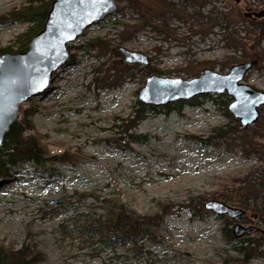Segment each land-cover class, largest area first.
I'll use <instances>...</instances> for the list:
<instances>
[{"label":"rangeland","instance_id":"1","mask_svg":"<svg viewBox=\"0 0 264 264\" xmlns=\"http://www.w3.org/2000/svg\"><path fill=\"white\" fill-rule=\"evenodd\" d=\"M27 1L0 0V16ZM114 2L116 13L67 44L68 60L48 88L20 105L32 111L50 154L68 150L74 158L42 167L19 163L0 177V243L18 248L28 241L43 264H243L237 245L223 236L239 224L255 229L245 237L257 242L244 264H264V106L244 129L226 111L225 94L192 99L179 110L181 102L155 108L134 130L142 143L126 145L114 128L132 119L151 75L191 80L205 69L225 75L254 62L242 83L264 93V17L245 16L264 11V0ZM28 27L21 20L0 25V51L18 53L16 37ZM121 49L148 64L125 63ZM219 128L225 134L216 137ZM188 199L201 202V217L178 209ZM103 200L141 218L169 203L174 215L159 226V241H144L135 253L83 231L105 214ZM208 201L244 213L236 220L215 216L204 210Z\"/></svg>","mask_w":264,"mask_h":264},{"label":"water","instance_id":"2","mask_svg":"<svg viewBox=\"0 0 264 264\" xmlns=\"http://www.w3.org/2000/svg\"><path fill=\"white\" fill-rule=\"evenodd\" d=\"M238 3L239 0H230ZM114 0H53L43 28L28 42L23 53H0V147L4 135L15 123L19 106L28 99L42 94L49 86L52 75L69 57L67 44L80 37L85 29L116 13ZM249 18H263L264 11L245 14ZM127 64L146 66L147 58L135 52L120 50ZM254 62L232 66L225 75L210 70L191 80L149 76L138 92L137 100L146 107L165 106L211 94H225L231 102L226 111L244 129L254 124L259 109L264 106V93L242 83ZM204 210L215 216L237 219L240 209L230 208L216 201L204 204ZM255 232L235 224L233 237L238 240Z\"/></svg>","mask_w":264,"mask_h":264},{"label":"trees","instance_id":"3","mask_svg":"<svg viewBox=\"0 0 264 264\" xmlns=\"http://www.w3.org/2000/svg\"><path fill=\"white\" fill-rule=\"evenodd\" d=\"M52 1L28 0L22 7L0 16V25L9 20H21L29 24L27 31L16 37V42L20 43V46L15 52H25L30 39L42 30ZM261 29L264 31V24L261 25ZM0 52L12 53V50L7 47ZM181 104L177 105V110ZM176 109L172 107L170 110ZM153 110L155 108L144 107L138 102V110L133 112L132 119L127 121L125 125H115L114 128L118 130L120 135L119 139L125 141L126 145L144 142L145 137L136 134L134 130L145 119L147 113ZM19 113L21 117L17 118L15 123L10 126L0 147V177L7 176L9 169L19 163L30 162L36 167H42L49 162L64 164L73 161L74 156L68 150L59 154H50L47 145L43 143V136L37 134L32 126L30 120L32 111L30 109H22L19 106ZM225 115L228 116L227 113ZM228 117L231 119L230 116ZM216 131V137L225 134L223 128ZM192 139L199 140L195 137ZM102 204L105 214L92 224L82 228L83 231L109 247L129 246L135 253L140 252L139 244L142 242L159 241L157 230L165 217L174 215L171 211L175 208L173 204H160L156 213L141 218L127 206L114 205L106 200H103ZM178 209L187 211L192 218H199L205 213L201 202L193 199H188ZM223 236L229 242L237 245L235 251L243 257V264L253 257L257 244L254 239L244 236L235 240L226 228L223 229ZM43 262V255L28 241L18 248L0 243V264H43Z\"/></svg>","mask_w":264,"mask_h":264}]
</instances>
